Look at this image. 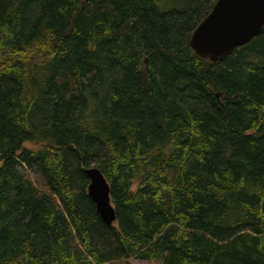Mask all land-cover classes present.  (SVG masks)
Masks as SVG:
<instances>
[{
	"label": "trees",
	"instance_id": "obj_1",
	"mask_svg": "<svg viewBox=\"0 0 264 264\" xmlns=\"http://www.w3.org/2000/svg\"><path fill=\"white\" fill-rule=\"evenodd\" d=\"M217 1L0 0V264H264V31L198 56Z\"/></svg>",
	"mask_w": 264,
	"mask_h": 264
},
{
	"label": "water",
	"instance_id": "obj_2",
	"mask_svg": "<svg viewBox=\"0 0 264 264\" xmlns=\"http://www.w3.org/2000/svg\"><path fill=\"white\" fill-rule=\"evenodd\" d=\"M264 31V0H218L212 11L194 30L190 46L200 57L220 62ZM89 179L88 195L102 220L117 221L110 184L95 166L85 170Z\"/></svg>",
	"mask_w": 264,
	"mask_h": 264
},
{
	"label": "rangeland",
	"instance_id": "obj_3",
	"mask_svg": "<svg viewBox=\"0 0 264 264\" xmlns=\"http://www.w3.org/2000/svg\"><path fill=\"white\" fill-rule=\"evenodd\" d=\"M25 147H27V148H36L37 145L34 144V143H31V142H28V143L25 144ZM132 263L133 264H161V262H158V261L148 262V261H143V260H133Z\"/></svg>",
	"mask_w": 264,
	"mask_h": 264
}]
</instances>
